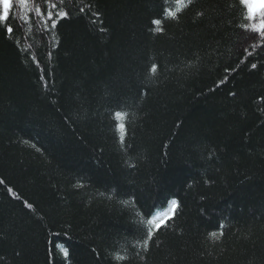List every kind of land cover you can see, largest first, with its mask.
I'll list each match as a JSON object with an SVG mask.
<instances>
[{
    "label": "trees",
    "instance_id": "trees-1",
    "mask_svg": "<svg viewBox=\"0 0 264 264\" xmlns=\"http://www.w3.org/2000/svg\"><path fill=\"white\" fill-rule=\"evenodd\" d=\"M13 4L0 264H264V40L238 0H64L51 32Z\"/></svg>",
    "mask_w": 264,
    "mask_h": 264
},
{
    "label": "snow or ice",
    "instance_id": "snow-or-ice-1",
    "mask_svg": "<svg viewBox=\"0 0 264 264\" xmlns=\"http://www.w3.org/2000/svg\"><path fill=\"white\" fill-rule=\"evenodd\" d=\"M29 2L30 0H19V3L25 6H27ZM31 2L34 5L33 10L36 14V17L40 20V25L43 27L44 32H51L53 30H56L60 21L70 18L69 12L63 10L61 7V5H63L64 3V0H58V2L57 0H40L39 3H37L36 0H31ZM165 3H168V0H165ZM188 3L191 4V0H188ZM238 4L239 6H242L247 12V16L245 17V20L258 22L259 27H256L255 23L253 24V31L259 34L261 40H264V0H238ZM13 8H14L13 0H0V27H3V31L8 36L14 34L13 26L8 24V21L10 20V12ZM80 11L83 12L84 9L81 8ZM164 13L166 16H173V10L171 8L165 7ZM93 15L98 16V13H93ZM24 22L30 23L31 21L29 20ZM162 23L163 21L161 19L152 20L151 24L157 33H163L164 29L161 26ZM101 31H104V29H101ZM245 51H247V49H245ZM257 66H258L257 63L251 64L252 69H257ZM150 70L151 72L155 73L157 71V65L153 64ZM232 95L235 96L236 93H232ZM125 115H127V113L123 111L115 112V116L117 118H122ZM119 128L122 131H124L126 129V125L121 124L119 125ZM3 183L4 181L0 180V184ZM7 190L9 193L13 192L12 188H8ZM171 205L172 207L169 209L170 214H165L164 219L154 224L153 230H149L146 232V235L143 238V245H142L145 251L149 249L150 242L154 240L155 234L158 233L162 228L167 227L168 221L174 218L175 211L178 208L177 201L172 200ZM25 207L31 209L32 205L26 203ZM148 215H151V213H149ZM149 223H152V221H149ZM219 227L222 229L223 225H220ZM211 235L215 237L216 232L213 231ZM220 235L223 236L224 233L221 232ZM68 255L69 253L65 251L64 257L66 259L68 258Z\"/></svg>",
    "mask_w": 264,
    "mask_h": 264
}]
</instances>
